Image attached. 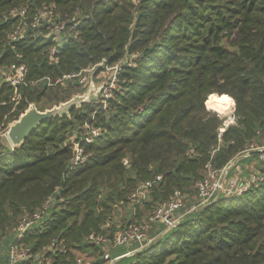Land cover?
Here are the masks:
<instances>
[{"label":"trees","instance_id":"1","mask_svg":"<svg viewBox=\"0 0 264 264\" xmlns=\"http://www.w3.org/2000/svg\"><path fill=\"white\" fill-rule=\"evenodd\" d=\"M78 1L0 0V36L17 22L11 11L26 7L32 13L50 2L69 27L53 61L44 28L0 44V65L17 62L19 53L30 80L126 56L105 107L102 98L81 102L69 108V117L41 122L18 147L0 142V234L4 238L16 217L38 210L58 187L64 201L50 207L20 243L41 253L52 239H62L68 254L59 262L72 261L88 245L98 250L85 238L112 233L102 228L105 218L135 182L161 176L152 193L182 192L204 176L208 161L219 169L246 144L264 142V0H84L82 17L70 24L62 8ZM71 87L81 88L76 79L22 88L12 120L30 103L45 109L67 101ZM225 94L234 101L235 123L211 154L222 118L208 99ZM9 98L10 88L2 85L0 123L11 110ZM85 123L102 132L85 145L87 161L70 169L71 150L64 144ZM116 264H264V181L185 213L174 228Z\"/></svg>","mask_w":264,"mask_h":264},{"label":"built area","instance_id":"2","mask_svg":"<svg viewBox=\"0 0 264 264\" xmlns=\"http://www.w3.org/2000/svg\"><path fill=\"white\" fill-rule=\"evenodd\" d=\"M11 15L17 17V22L12 25L10 31L7 32L5 36H0V44L9 45L18 40L27 30L44 28L47 31L44 37L50 39L52 42V45L48 50L49 60H55L59 48L65 41L69 30L67 23L60 19L55 3H43L32 13H29L26 7H22L18 10L11 11ZM135 56L136 54H133L130 58H134ZM15 58L17 59V62L15 63H11L7 66L0 65V87L2 85H7L10 88L9 102L14 108L22 100V88L40 83L44 84L46 87L64 86L66 80L69 79H76L80 87H88L90 93H92L91 100L102 98L101 102L103 107H105V100L112 98L110 92L115 89L118 82V72L122 64L126 62L125 56L120 61L111 65L104 64L103 61H101L80 70L78 73L62 74L55 78L44 76L36 80H30L27 77L25 64L18 61L20 60L21 55L15 53ZM97 68H99L98 74L96 73ZM99 75H102L104 81L97 87V92L99 93V95H97L93 85V78ZM87 95L88 91L84 93L81 99L87 97ZM4 104V101L1 102V105ZM234 111L235 107L232 108L228 116H220L222 118V123L217 130L218 146L212 150L211 154L219 148L221 136L225 130L235 123ZM9 125L10 124L8 123L4 130V134L6 135ZM83 128L86 133L77 137L75 136L72 140H69V138L64 144L68 145L71 150L70 169L87 161L90 154L85 150V145L90 144L102 132L101 127L93 126L88 123H85ZM250 151H253L256 155H264V144L262 146H253V144H250L248 148H245L242 151L240 157L246 158L247 156H250ZM188 153L192 154L193 150L190 149ZM234 163L235 162L230 160L219 169H213L210 161L205 164L204 176L198 179L194 185L196 196L198 198L197 207L208 205L220 196H241L250 188L256 187L260 182L264 181V172L250 175L244 179H239L231 173ZM160 181L161 176H157L155 177L154 182L149 180L140 182L136 190L131 194L129 198L130 201H132L134 205L143 204V202L146 201L153 183L158 184ZM179 195L178 192H174L170 198L158 202L147 216L146 220L142 223L128 224L110 235L104 233L89 234L85 240L89 244L97 247L100 251L99 264H116L119 259L132 255L144 245L152 243L154 239L148 237L147 234L148 227L151 224L164 223L167 230L174 228L179 220H175L173 215L182 206V201ZM63 201L64 198L61 196L60 189L55 187L46 197L38 210L31 213H25L21 216L14 226L13 239L7 246L5 264H90L82 257H76L72 261L67 259L66 262L56 261L59 257L68 254V248L65 242L59 238L52 239L50 244L42 249L41 253H35L29 246L20 243L27 230L39 224L50 207L55 203H61ZM3 240L4 238L0 234V247L3 246ZM133 245H138V247L135 249H128L124 254L115 257H111L109 254L111 248H129Z\"/></svg>","mask_w":264,"mask_h":264},{"label":"rangeland","instance_id":"3","mask_svg":"<svg viewBox=\"0 0 264 264\" xmlns=\"http://www.w3.org/2000/svg\"><path fill=\"white\" fill-rule=\"evenodd\" d=\"M128 1L135 2V0H128ZM82 2H84V0H80V1L73 3V4H70V5H66L64 8H62L64 13H61V14L66 15V17H68L70 24H72V22H74V21H76L82 17V15L84 13V8H85L84 6H80ZM58 14L60 15V9H58ZM73 28H74V26H73ZM72 34H73V31H72ZM224 41H223V43H225ZM96 73L98 74L99 70H96ZM103 81H104V79H103L102 75H99V76H96L93 78V85H94L95 93L97 95H99V93L97 92V87L100 86V84ZM116 88H117V86H115V89ZM87 91H88L87 97L81 99L82 96L84 95V93H86ZM110 93L112 95V92H110ZM214 94L219 95L217 93H214ZM64 95H66L68 97L67 101L59 102L57 104H48L45 106V109L43 108V105L39 106L38 104H33V103H30L29 105H32L33 108H35L37 111H40V112H45V111H49L52 109L61 108V111L63 112V114H61L60 116L66 115L69 117L68 110L70 107H72V106L78 107L80 105V102H88L91 100V97H92V93H90L88 87H81V88H78V87L72 88L71 87L65 91ZM39 104H45V103H43V101H41ZM70 104L72 106L67 108V106ZM18 105L15 108L12 106L11 110H9V112H7V114L4 116L2 122L0 123V142L3 145L4 144L10 145V142L7 138V135L4 134V130L7 127L8 123L11 124L14 121H16V120H12V119L14 118L13 114L18 110ZM37 107L40 110H38ZM66 108H67V110H66ZM27 110H28V106L26 107V109L21 114H23ZM211 112H212V110H211ZM216 114H219V116L224 117L226 115L228 116L229 113H227V114L216 113ZM83 127H84V124L77 126L73 132V135L69 137L70 138L69 140H72L75 138V134H76L77 130H78L79 135L86 133L85 129ZM251 144H253V146H262L264 144V142L256 141V142H252ZM249 145L250 144H246L243 147V149L236 152V154L231 159L232 162H235L234 165L232 166L231 173L233 175L237 176L239 179H244L250 175L259 174V173L264 172V155H260V154L256 155L253 153V151H250L249 153L251 155L249 154L250 155L249 157L248 156L246 158L240 157L242 151L245 148H248ZM253 154L256 156H253ZM121 164L124 166L125 169H129V160L127 158H123L121 160ZM126 174H128V172ZM140 182L141 181L135 182L134 186H131L130 188H128V194L126 196L125 201H123L121 203L118 201H116V202L114 201L115 207H113L110 214L108 216H106L105 222L102 225V228L104 230L110 228L112 233H114L118 229H120V228H122L128 224L144 222L146 220L147 216L150 214V212L154 208V206L158 202L170 198L174 194V192H178L180 194L179 197L181 198V201H182L181 208L173 215L175 220H180L179 218L182 217L185 213L197 210L199 208V207H197L198 206V198L196 196L195 187H194L196 181L191 183V185L188 186L182 192L175 190L172 193L167 194V195L165 193H163V191H160L162 193H157V192L152 193V191H151L152 189H150L148 196L146 198V201L143 202V204H141V205H134L132 203V201H130L129 198H130L131 194L136 190V188L138 187ZM134 210H136V211L138 210V211L134 212ZM138 212H140V216L137 215ZM17 219H18V217L15 218L13 224L11 226H9L5 231L3 246L0 247V264L6 263L7 246L9 244V242L13 239V236H14L13 229H14V226H15ZM167 231H168L167 227L164 223H155V224H151L148 227L147 234H148V237L153 238L155 240V238L162 236ZM106 233L110 234L108 232H106ZM85 242H86V244H89L86 240H85ZM136 247H138V245H133L129 248H124V247L111 248L109 250V254L111 257H115L122 252H126L128 249H131V248L135 249ZM74 254H75L74 256H76V257H82V258L85 257L86 261H88L90 263L93 260H96V259L98 260L100 258V251L93 248L90 245L84 247L83 250H80L78 252L76 251ZM129 256H131V255H129ZM125 258H128V256H126Z\"/></svg>","mask_w":264,"mask_h":264},{"label":"water","instance_id":"4","mask_svg":"<svg viewBox=\"0 0 264 264\" xmlns=\"http://www.w3.org/2000/svg\"><path fill=\"white\" fill-rule=\"evenodd\" d=\"M70 106L72 105H68L67 108ZM61 114H63L61 108L40 112L33 108L32 105H29L28 110L9 125L7 138L11 147H18L30 134L31 130L37 127L44 120L60 116Z\"/></svg>","mask_w":264,"mask_h":264},{"label":"clouds","instance_id":"5","mask_svg":"<svg viewBox=\"0 0 264 264\" xmlns=\"http://www.w3.org/2000/svg\"><path fill=\"white\" fill-rule=\"evenodd\" d=\"M208 103L210 105H213L218 113L225 112L234 105V101L228 95H222L219 97L216 95H212L208 100Z\"/></svg>","mask_w":264,"mask_h":264},{"label":"bare ground","instance_id":"6","mask_svg":"<svg viewBox=\"0 0 264 264\" xmlns=\"http://www.w3.org/2000/svg\"><path fill=\"white\" fill-rule=\"evenodd\" d=\"M210 105V104H209ZM234 107V105L233 106H231L230 108H229V110H227V111H225V112H222V113H220V114H227V113H229L231 110H232V108ZM212 110V109H211ZM214 110H215V112H217V110L214 108ZM218 113V112H217Z\"/></svg>","mask_w":264,"mask_h":264}]
</instances>
